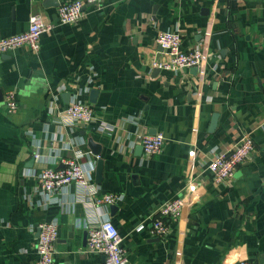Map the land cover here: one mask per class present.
I'll return each mask as SVG.
<instances>
[{"label": "crops", "instance_id": "crops-1", "mask_svg": "<svg viewBox=\"0 0 264 264\" xmlns=\"http://www.w3.org/2000/svg\"><path fill=\"white\" fill-rule=\"evenodd\" d=\"M74 1L0 0V39L25 32L35 14L52 26L38 52L0 55V264H38L37 226L51 221L59 223L55 264H104L88 249V225L104 219L121 234L126 264H264V0H79L84 17L63 25L58 9ZM165 31L179 32L184 50L202 49L206 64L154 68L165 59L157 44ZM67 93L112 130L57 122ZM244 133L254 138L253 159L214 183L209 163ZM139 134H163L162 152L132 148ZM78 150L96 170L103 160L98 196L121 201L96 205L75 185L46 201L39 174ZM175 199L182 216L166 237L152 236L154 213Z\"/></svg>", "mask_w": 264, "mask_h": 264}, {"label": "built area", "instance_id": "built-area-1", "mask_svg": "<svg viewBox=\"0 0 264 264\" xmlns=\"http://www.w3.org/2000/svg\"><path fill=\"white\" fill-rule=\"evenodd\" d=\"M103 0H86L89 5H100ZM84 1L62 3L58 9V17L64 25L78 23L84 17ZM52 30L41 15H32L29 27L25 32L0 39V55L27 48L33 52L40 50L41 37ZM157 44L162 48L165 59H155L153 67L162 71L179 73L188 68L203 67L207 55L200 49L184 50L182 37L179 32H161ZM7 108L14 113L18 108L15 92H9L6 98ZM57 122L65 126L90 125L99 122L100 129L104 132L111 131L112 126L101 121L95 114L90 103L74 100L60 112ZM166 138L163 134H139L132 142V148L140 145L145 155L151 157L162 152ZM255 148L254 138L249 133H244L235 145L222 154H216L208 165L214 183L225 184L234 179L238 168L253 159ZM89 154L78 150L73 157L64 159L60 168L48 167L39 174V190L49 201L50 198L62 189L75 185L77 194L85 200H91L96 205H112L122 200L117 194L98 196L94 174L96 163L85 162ZM38 157V156H37ZM184 203L182 199L165 202L155 213L151 222L149 233L152 236L164 238L169 234V221L182 216ZM40 235L37 243L38 264H55V244L59 235V223L56 221L43 222L38 226ZM144 226L138 228L143 230ZM119 230L110 219L88 225V249L91 253L105 256L104 264H126L127 251L122 244ZM237 264H257L255 261L243 260Z\"/></svg>", "mask_w": 264, "mask_h": 264}, {"label": "water", "instance_id": "water-1", "mask_svg": "<svg viewBox=\"0 0 264 264\" xmlns=\"http://www.w3.org/2000/svg\"><path fill=\"white\" fill-rule=\"evenodd\" d=\"M98 92H99L98 90H93L91 92L92 102H95V99L98 96ZM64 100H65L66 103L70 104L71 95L69 93L65 94L64 95ZM217 116L218 115H215L213 120H212L211 131H213L216 128ZM89 143H90V147L92 148L93 153L96 154V155H100L101 151L99 150V147H98L99 145L94 143L93 139H90ZM139 149L143 150L142 147H140ZM103 170H104V163H103V160L100 159L98 161L97 170H96V181H97V183H102V181H103ZM112 209H114V207H112Z\"/></svg>", "mask_w": 264, "mask_h": 264}]
</instances>
